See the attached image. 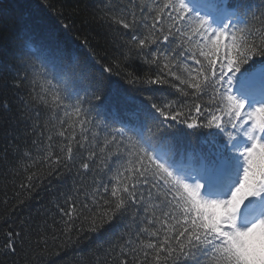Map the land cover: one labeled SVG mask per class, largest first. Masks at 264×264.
<instances>
[{
  "label": "snow or ice",
  "instance_id": "obj_1",
  "mask_svg": "<svg viewBox=\"0 0 264 264\" xmlns=\"http://www.w3.org/2000/svg\"><path fill=\"white\" fill-rule=\"evenodd\" d=\"M108 12L127 38L103 72L139 61L149 71L128 72L129 85L178 95L109 109L106 77L26 39L11 85L32 137L21 189L70 176L53 239L116 228L97 264H264V0H126ZM202 129L199 147L185 144ZM24 223L0 233V257L23 249Z\"/></svg>",
  "mask_w": 264,
  "mask_h": 264
},
{
  "label": "trees",
  "instance_id": "obj_2",
  "mask_svg": "<svg viewBox=\"0 0 264 264\" xmlns=\"http://www.w3.org/2000/svg\"><path fill=\"white\" fill-rule=\"evenodd\" d=\"M123 3L126 0H0V104L7 103L6 111L0 109V233L24 221L27 236L23 249L15 256L0 257V264H97L98 259H105L108 243L119 235L116 228H109L98 234L85 230L78 236L73 232L70 240L63 235L53 239L52 222L60 218L57 204L63 203L60 194L70 187L71 177L65 180L46 177L36 181L37 187L30 192L21 189V181L26 183V173L20 161L26 146L31 147L32 137L25 135L29 122L20 119L19 96L24 89L17 90L11 85L17 78L12 64L24 41L31 38L35 44L78 59L89 73L106 77L110 85L109 109L132 107L126 102L128 96L141 100L155 97L158 102L176 99L178 94L168 85H129L128 72L143 80L149 71L139 61L117 69L115 74L103 72L104 66H115L119 45L127 38L126 33L118 35L105 16L110 15L109 6ZM207 132L202 129L196 136L184 137V142L199 147ZM13 165H18L19 171ZM60 227L56 225L57 229ZM107 259L111 264V257Z\"/></svg>",
  "mask_w": 264,
  "mask_h": 264
}]
</instances>
